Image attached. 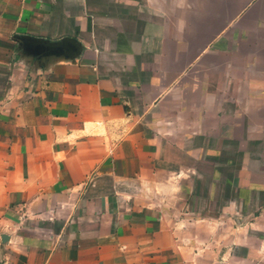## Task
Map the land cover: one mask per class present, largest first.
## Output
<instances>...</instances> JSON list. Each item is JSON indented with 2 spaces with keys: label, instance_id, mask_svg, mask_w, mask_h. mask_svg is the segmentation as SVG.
Returning <instances> with one entry per match:
<instances>
[{
  "label": "crops",
  "instance_id": "obj_1",
  "mask_svg": "<svg viewBox=\"0 0 264 264\" xmlns=\"http://www.w3.org/2000/svg\"><path fill=\"white\" fill-rule=\"evenodd\" d=\"M0 264H264V0H0Z\"/></svg>",
  "mask_w": 264,
  "mask_h": 264
},
{
  "label": "water",
  "instance_id": "obj_2",
  "mask_svg": "<svg viewBox=\"0 0 264 264\" xmlns=\"http://www.w3.org/2000/svg\"><path fill=\"white\" fill-rule=\"evenodd\" d=\"M17 39V38H16ZM23 40H29L26 37L22 38ZM43 45H45L47 48L50 49H59L65 52L64 57L65 58H70L72 56V51L74 48L78 49L79 45L77 43V41L73 38H63L60 41H56V42H50L48 40H43Z\"/></svg>",
  "mask_w": 264,
  "mask_h": 264
},
{
  "label": "rangeland",
  "instance_id": "obj_3",
  "mask_svg": "<svg viewBox=\"0 0 264 264\" xmlns=\"http://www.w3.org/2000/svg\"><path fill=\"white\" fill-rule=\"evenodd\" d=\"M226 11V10H225Z\"/></svg>",
  "mask_w": 264,
  "mask_h": 264
}]
</instances>
